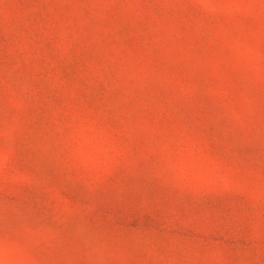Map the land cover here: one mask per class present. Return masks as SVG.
<instances>
[{"label": "rangeland", "instance_id": "374dc122", "mask_svg": "<svg viewBox=\"0 0 264 264\" xmlns=\"http://www.w3.org/2000/svg\"><path fill=\"white\" fill-rule=\"evenodd\" d=\"M0 264H264V0H0Z\"/></svg>", "mask_w": 264, "mask_h": 264}]
</instances>
